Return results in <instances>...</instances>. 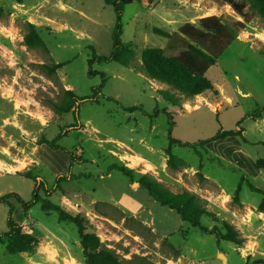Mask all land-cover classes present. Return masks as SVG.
<instances>
[{"label":"rangeland","instance_id":"rangeland-1","mask_svg":"<svg viewBox=\"0 0 264 264\" xmlns=\"http://www.w3.org/2000/svg\"><path fill=\"white\" fill-rule=\"evenodd\" d=\"M233 1L242 13L230 0L125 5L122 41L132 43L134 54L124 65L99 57L112 51L117 21L105 0H0V264H85L76 225L43 210L41 202L25 213L22 203L10 199L14 220L36 241L28 251L8 252L10 208L1 198L17 193L24 202L33 200L37 182L24 175L28 171L46 182L39 186L44 197L45 186L51 190L59 174L84 173L61 181L49 198L84 216L87 231L127 264H223L219 253L229 264H264L262 194L246 182L264 190V113L250 116L264 106V19L249 3ZM210 15L230 26L242 23L237 38L206 72L213 90L188 96L145 73L143 49H170L169 38L155 27L174 34ZM28 23L45 48L26 43ZM58 63L65 64L55 68ZM66 90L96 99L63 110ZM166 112L174 120L173 137L182 141L205 140L220 129H242V134L196 149L171 144L170 160ZM44 138L58 139L61 148L39 144ZM68 152L86 162L70 168ZM113 164L132 169L133 177L111 169ZM141 175L194 195L206 209L201 225L192 226L154 200L139 182ZM242 177L246 181L235 201ZM227 225L241 243L221 238Z\"/></svg>","mask_w":264,"mask_h":264},{"label":"trees","instance_id":"trees-1","mask_svg":"<svg viewBox=\"0 0 264 264\" xmlns=\"http://www.w3.org/2000/svg\"><path fill=\"white\" fill-rule=\"evenodd\" d=\"M142 2L144 0H105L106 4L111 5L115 12L117 21L112 31V43L113 49L109 55L99 56L105 61H116L124 65H128L134 54L132 43H124L122 41V24L121 16L124 11V6L132 2ZM149 3H155L160 0H147ZM244 3H249L256 13L264 19V0H242ZM230 4L237 9L240 13L243 12V7L233 0H230ZM29 33L25 36L26 43L31 46H41L45 48V43L38 35L32 23H28ZM242 27V23H236L234 26H230L222 22L221 18L215 15L205 16L198 20L197 24L185 23L179 29L178 33L170 34L155 27L154 31L165 37L169 38L168 46L169 50L160 47H147L143 49L141 54L142 65L145 73L152 79L158 80L167 84L170 87L178 89L183 94L188 96H194L201 94L208 90H213L214 85L212 81L206 76V72L210 66L214 65L226 48L232 44L237 38L238 33ZM176 39L184 41L177 43ZM177 43V44H174ZM169 51V53H168ZM170 51H172L170 53ZM95 60V57L89 59V64ZM65 63L55 64V68L61 67ZM90 75H95L97 71L91 67L88 70ZM102 76L105 74L101 72ZM104 82V81H103ZM102 84L95 88L99 91ZM160 93L174 105H179L178 99L170 93L167 89H161ZM67 100L60 109L70 110L72 107L78 105L85 99H96V96L80 97L73 90H66ZM131 111L135 109L134 106L128 107ZM78 110V107L74 109ZM170 118L168 128V137L170 144L166 149L167 154L170 156V160L174 158V154L171 150V144H178L184 147H191L196 149L198 146L204 147L207 143L225 138L227 136L241 135L242 129H220L213 136L200 140L198 142H189L176 139L172 135V128L174 120L172 114L166 112ZM264 113V106L257 108L250 115L251 118L260 117ZM242 121L238 123V126ZM58 139H42L39 144H46L52 149H60L61 146L57 143ZM69 154V167L71 168L75 161L78 163L86 162L81 156H77L74 152H68ZM111 169H118L127 176L133 177V170L124 166L113 164ZM29 178L36 180V188L34 192V199L28 202H24L20 195L17 193H11L3 196L1 200L9 204V230L4 234L8 239L7 250L9 253L17 254L20 252L28 251L31 249L30 244L36 241L34 235L29 232L23 231L21 225H19L13 218V212L15 210L14 203H22L23 211L27 213L36 202L42 203L43 210L56 211L61 221H69L76 225L80 237V242L83 248L84 263L85 264H127L123 261L112 249L102 243L100 237L94 233L87 231L86 219L84 216L78 213H72L65 207L54 203L50 200V195L56 189L60 187V182L68 180L73 177L84 176V173L77 175L69 173L66 175L61 173L57 176L55 186L49 190L46 188V196L39 194V186L46 184L44 180H39V176H35L32 172L28 171L24 174ZM246 181L243 177L240 179L238 187L235 191L234 199L239 200V194L242 188V184ZM139 182L146 188L150 196L159 202L163 206H167L170 209L175 210L183 221L189 222L194 227L201 225V218L206 213L205 207L197 200V198L191 193L173 192L163 186L161 183L151 179L147 175H141ZM251 190L262 194V199L258 205V210L264 212V190L254 185L251 181H246ZM222 239L241 243L242 239L238 236L237 232L232 226L227 225V231L221 237Z\"/></svg>","mask_w":264,"mask_h":264},{"label":"water","instance_id":"water-1","mask_svg":"<svg viewBox=\"0 0 264 264\" xmlns=\"http://www.w3.org/2000/svg\"><path fill=\"white\" fill-rule=\"evenodd\" d=\"M219 256L221 257L223 264H229L227 261V257L224 253H219Z\"/></svg>","mask_w":264,"mask_h":264},{"label":"crops","instance_id":"crops-1","mask_svg":"<svg viewBox=\"0 0 264 264\" xmlns=\"http://www.w3.org/2000/svg\"><path fill=\"white\" fill-rule=\"evenodd\" d=\"M144 2H145V3H148V1H147V0H144Z\"/></svg>","mask_w":264,"mask_h":264},{"label":"bare ground","instance_id":"bare-ground-1","mask_svg":"<svg viewBox=\"0 0 264 264\" xmlns=\"http://www.w3.org/2000/svg\"><path fill=\"white\" fill-rule=\"evenodd\" d=\"M227 261H228V259H227Z\"/></svg>","mask_w":264,"mask_h":264}]
</instances>
